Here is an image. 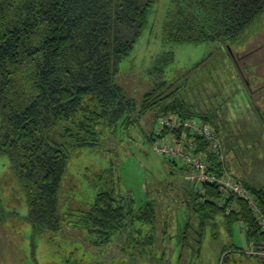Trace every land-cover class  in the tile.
<instances>
[{
  "label": "trees",
  "instance_id": "obj_1",
  "mask_svg": "<svg viewBox=\"0 0 264 264\" xmlns=\"http://www.w3.org/2000/svg\"><path fill=\"white\" fill-rule=\"evenodd\" d=\"M155 3L156 0H0V155L7 157L25 194L34 234L63 232L65 217L72 224L69 227L82 232L80 242L85 252L86 246L101 247L126 238V255L129 249L125 246L137 247L141 255L149 258L146 264H180L182 254H176L174 263L164 257L165 253L164 258L156 257L154 200L138 206L131 195L116 198L106 189H99L88 210H79L74 220L59 211L60 189L72 153L99 144V128L101 124L108 125L107 120L114 128L125 115L134 112L137 103L127 98L116 76L122 60L132 54L148 30ZM263 17L264 0H171L162 39L173 45L222 44L225 61L231 67L236 64L248 77L243 82L253 96L250 86L256 85L251 79L258 77L254 75L252 58L243 63L240 52L228 50L227 45ZM170 57L161 60V71L173 62V54ZM261 82L258 78L257 84ZM170 116L200 120L219 137L221 129L214 115L195 112L175 101L165 104L156 121ZM182 132L165 130L160 137L166 141L171 134L181 137ZM187 137L193 139L191 151L206 158L212 171L220 176L229 174L249 190L264 216V189L252 188L232 174L223 147L218 155L203 139L190 133ZM163 157L171 167L178 166L179 161ZM183 165L179 169L182 179L194 172L189 165ZM192 185L189 192L201 232L205 233L210 222L220 218L224 221L230 245L223 246L218 257L225 254V258L220 264H251L249 261L259 258L246 252L250 244L264 248V231L248 201L223 195L215 185ZM235 231L244 235L247 248L234 243ZM175 236L165 228L162 243L175 241ZM216 236L212 230V237L217 239ZM179 245L175 244V251ZM132 257L130 263L135 264ZM82 258L75 264L89 263L86 254ZM262 258L256 263L264 264ZM190 259L187 264H196V259Z\"/></svg>",
  "mask_w": 264,
  "mask_h": 264
},
{
  "label": "rangeland",
  "instance_id": "obj_2",
  "mask_svg": "<svg viewBox=\"0 0 264 264\" xmlns=\"http://www.w3.org/2000/svg\"><path fill=\"white\" fill-rule=\"evenodd\" d=\"M170 3L171 0H156L148 30L132 54L122 60L116 76L127 98L137 103L134 112L125 115L114 128L107 120L108 125H100L99 144L72 153L60 189L59 211L74 220L79 210H88L99 189H106L116 198L131 195L138 206L151 199L157 206L156 257H166L174 263L176 254H182L180 264H187L189 257L190 261L196 259V264H220L225 258V254L218 257L223 246L230 245L224 221L220 218L210 222L205 233L201 232L189 192L196 183L193 174L182 179L179 169L183 163L171 167L169 161L155 153V140L151 137L156 116L167 103L179 101L195 112L214 115L232 174L252 188L264 189V17L227 45L228 50L240 52L243 63L252 58L254 75L262 79L259 84L258 78L251 79L256 85L250 86L252 96L248 84L243 82L248 77L241 74L236 64L228 65L222 44L163 42L162 30ZM171 54L173 62L161 71V60L171 58ZM63 221V232L59 234H34L25 194L7 157L0 155V264H75L85 254L90 264H132V255L135 264L148 262L146 254L141 255L137 247L125 246L129 249L126 255V238L101 247L86 246L85 252L80 242L82 232L69 227L72 224L65 217ZM165 228L171 235L176 234L175 241L162 243ZM212 230L217 239L212 237ZM234 243L247 248L239 231H235ZM175 244L186 248L181 251L179 245L175 251ZM246 252L259 257L256 260L264 257V248L257 246H249ZM256 260L249 262L257 264Z\"/></svg>",
  "mask_w": 264,
  "mask_h": 264
},
{
  "label": "built area",
  "instance_id": "obj_3",
  "mask_svg": "<svg viewBox=\"0 0 264 264\" xmlns=\"http://www.w3.org/2000/svg\"><path fill=\"white\" fill-rule=\"evenodd\" d=\"M153 131L154 151L162 156L169 158L172 161H179L189 165L193 169V179L196 183H207L215 185L223 195L231 194L248 201L255 218L264 231V216L252 197L249 190H247L238 180L229 174L217 175L210 169V163L201 155L194 154L191 149L193 139H188V133L193 137H199L209 144V150L221 155L222 145L219 137L214 129L202 121L197 119L179 120L176 116L162 117L158 119ZM165 130L177 131L182 130L183 134L178 137L171 134L170 142L162 140L160 137ZM187 145L189 149L187 150Z\"/></svg>",
  "mask_w": 264,
  "mask_h": 264
},
{
  "label": "crops",
  "instance_id": "obj_4",
  "mask_svg": "<svg viewBox=\"0 0 264 264\" xmlns=\"http://www.w3.org/2000/svg\"><path fill=\"white\" fill-rule=\"evenodd\" d=\"M252 245H253V246H256V245H254V244H250L249 246L251 247Z\"/></svg>",
  "mask_w": 264,
  "mask_h": 264
}]
</instances>
